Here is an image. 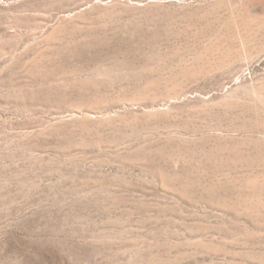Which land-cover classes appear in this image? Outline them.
Masks as SVG:
<instances>
[{"label":"rangeland","instance_id":"1","mask_svg":"<svg viewBox=\"0 0 264 264\" xmlns=\"http://www.w3.org/2000/svg\"><path fill=\"white\" fill-rule=\"evenodd\" d=\"M0 264H264V0H0Z\"/></svg>","mask_w":264,"mask_h":264},{"label":"bare ground","instance_id":"2","mask_svg":"<svg viewBox=\"0 0 264 264\" xmlns=\"http://www.w3.org/2000/svg\"><path fill=\"white\" fill-rule=\"evenodd\" d=\"M52 8V7H51ZM23 18V17H22ZM34 18V17H33ZM22 20V19H21ZM35 23V22H34ZM37 24V23H36ZM25 31V30H24ZM52 33V32H51ZM50 33V34H51ZM55 53H57L58 54V57L59 58H57L55 61H52L53 59L51 58V59H49V66L51 67V68H54V70H55V68L56 67H54L55 65H57V67H66V66H73V64H72V62H78L79 63V65L77 66L78 68H89V67H93L94 69H92V70H90L89 71V74L91 75V76H95V75H99V74H102V73H104V72H108V70L110 69V67H106V66H103V63H105V62H103V61H105V60H103L102 59V61L100 62V58H101V56H102V54H103V56H106V55H104V53L103 52H55ZM50 54V53H49ZM39 55H41V54H39ZM47 55V54H46ZM42 56V55H41ZM29 57V56H28ZM50 57V56H49ZM53 57V56H52ZM168 57V56H167ZM37 58H38V56H37ZM43 58H44V56H43ZM103 58V57H102ZM26 59V58H25ZM35 60H36V58H34ZM39 59V58H38ZM45 59V58H44ZM105 59V58H104ZM29 60V59H28ZM35 60H33L34 62H32V60H31V62L32 63H34V64H36L35 63ZM43 60V59H42ZM46 60V59H45ZM109 60V59H108ZM114 60V59H113ZM37 61V60H36ZM107 61V60H106ZM23 62V61H22ZM40 62H42V61H40ZM103 62V63H102ZM109 62V61H108ZM115 62V61H114ZM125 62V61H124ZM129 62V61H128ZM127 62V63H128ZM151 62H154V61H151ZM111 63H113V62H111ZM122 63V62H121ZM24 64H26L25 63V60H24ZM28 64H29V62H28ZM42 64V63H41ZM47 64V63H46ZM45 64V65H46ZM117 64V63H116ZM132 64V63H131ZM134 64V63H133ZM33 65V64H32ZM39 65V64H38ZM37 65V66H38ZM119 65V64H118ZM125 65V64H124ZM130 65V64H129ZM135 65V64H134ZM36 66V67H37ZM42 66V65H41ZM102 66V67H101ZM143 66V65H142ZM30 67V66H29ZM33 67V66H32ZM36 67H34V68H36ZM43 67V66H42ZM46 67V66H45ZM48 67V66H47ZM46 67V68H47ZM125 67V66H124ZM31 68V67H30ZM126 68H128V67H126ZM126 68H124V69H126ZM132 68V67H131ZM134 68V67H133ZM132 68V69H133ZM140 68V67H139ZM27 69V68H26ZM60 69V68H59ZM129 69V68H128ZM136 69H138V67L136 68ZM146 69V68H145ZM47 70V69H46ZM52 70V69H51ZM56 70H58V69H56ZM141 70V69H140ZM140 70L139 71H137V73L139 72L140 73ZM142 71V70H141ZM133 72V71H132ZM149 72V71H148ZM138 73V74H139ZM143 73V72H142ZM52 73L50 72V75H51ZM141 74V73H140ZM39 75L41 76V74L39 73ZM49 74H47V76H48ZM45 76V75H44ZM47 76H45V77H47ZM34 78H35V76H33ZM144 77V76H143ZM44 78V77H43ZM49 78H50V76H49ZM36 79V78H35ZM45 79H48V78H45ZM159 80V79H158ZM156 81H157V79H156Z\"/></svg>","mask_w":264,"mask_h":264}]
</instances>
